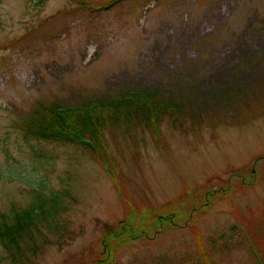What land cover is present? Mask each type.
<instances>
[{
    "label": "rangeland",
    "instance_id": "1",
    "mask_svg": "<svg viewBox=\"0 0 264 264\" xmlns=\"http://www.w3.org/2000/svg\"><path fill=\"white\" fill-rule=\"evenodd\" d=\"M122 90L179 121L104 131L103 166L17 130ZM34 189L71 199L22 264H264V0H0V213Z\"/></svg>",
    "mask_w": 264,
    "mask_h": 264
},
{
    "label": "trees",
    "instance_id": "2",
    "mask_svg": "<svg viewBox=\"0 0 264 264\" xmlns=\"http://www.w3.org/2000/svg\"><path fill=\"white\" fill-rule=\"evenodd\" d=\"M180 115L178 106L168 104L156 94L122 90L113 98H93L74 105L37 102L19 118L17 130L26 141L75 145L87 150L103 166L100 150L104 131L121 128L124 134L139 127L154 129L163 117L175 123ZM104 168L110 176L113 168ZM70 199L66 190L42 193L34 189L25 207L11 206L6 213H0L2 263L22 264L41 252L43 230L48 233L58 230V218L66 211ZM119 239L126 241L130 237L116 234L112 239L106 238L108 242Z\"/></svg>",
    "mask_w": 264,
    "mask_h": 264
}]
</instances>
